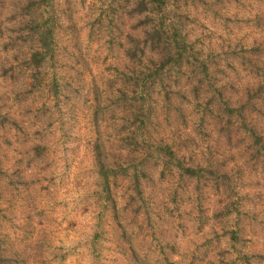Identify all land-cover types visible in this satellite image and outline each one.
Wrapping results in <instances>:
<instances>
[{"label": "rangeland", "instance_id": "1", "mask_svg": "<svg viewBox=\"0 0 264 264\" xmlns=\"http://www.w3.org/2000/svg\"><path fill=\"white\" fill-rule=\"evenodd\" d=\"M33 1L0 0V264H264V0H164L186 52L140 87L133 0ZM30 17L53 23L33 83Z\"/></svg>", "mask_w": 264, "mask_h": 264}, {"label": "trees", "instance_id": "2", "mask_svg": "<svg viewBox=\"0 0 264 264\" xmlns=\"http://www.w3.org/2000/svg\"><path fill=\"white\" fill-rule=\"evenodd\" d=\"M44 1V0H40ZM133 4L130 7V12L138 16L137 22L132 25L133 29H136L139 25H142V31L139 35H132L127 33L128 46L123 49V55L130 61L131 76H134L135 86L140 87V83L145 78H151L158 70H162L165 66L175 63L179 65L181 58H183L186 52V42L184 37L181 36L180 31L173 26L172 30L166 34L163 28L164 24L161 19L163 14L165 1L164 0H133ZM33 5H38L33 0H27L25 9L32 8ZM23 28H26V37L30 40V45L26 56L23 58V63L26 69H28V76L33 83L39 69L45 60L51 55V43H52V31L53 23L48 18L38 20L36 18H26L21 21ZM48 56V57H47ZM142 56H144L148 62L153 65L151 71L138 70L135 74L133 68L138 67L142 63ZM204 68V67H203ZM141 74L142 77H140ZM133 117L136 118L139 111L132 112ZM5 117L0 115V123ZM255 142H259V135L255 134L253 130H250ZM164 152L165 158L170 161L175 167L181 170L182 174L188 178H197L201 175L202 168L199 166H183L179 159H177L168 145L161 147ZM99 174L103 179V186L108 188V175L107 169L104 168L100 160ZM115 174V171H111ZM139 172L133 170L130 174L127 173L128 181L136 194H139ZM126 175V171L124 173Z\"/></svg>", "mask_w": 264, "mask_h": 264}]
</instances>
